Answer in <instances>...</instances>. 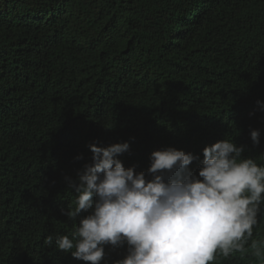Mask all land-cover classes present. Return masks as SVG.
I'll return each mask as SVG.
<instances>
[{
	"label": "trees",
	"instance_id": "obj_1",
	"mask_svg": "<svg viewBox=\"0 0 264 264\" xmlns=\"http://www.w3.org/2000/svg\"><path fill=\"white\" fill-rule=\"evenodd\" d=\"M258 100L264 0H0V264H86L55 238L74 230L65 177L90 144L128 141L119 158L146 171L155 149L202 159L227 138L264 164ZM256 220L242 251L210 264H264V202ZM126 249L105 246L101 264Z\"/></svg>",
	"mask_w": 264,
	"mask_h": 264
},
{
	"label": "clouds",
	"instance_id": "obj_2",
	"mask_svg": "<svg viewBox=\"0 0 264 264\" xmlns=\"http://www.w3.org/2000/svg\"><path fill=\"white\" fill-rule=\"evenodd\" d=\"M257 105L264 110V102ZM260 135L250 130L253 144ZM88 147L91 162L76 179L65 177L76 200L61 211L76 223L70 234L56 236L57 250L86 264H101L105 246L125 245L113 264H210L217 251L225 257L242 251L252 236L264 202V164L244 156L245 146L234 139L206 145L202 159L173 146L155 149L146 171L119 158L128 141ZM194 160L198 172L190 168ZM45 244L53 245L51 235Z\"/></svg>",
	"mask_w": 264,
	"mask_h": 264
}]
</instances>
